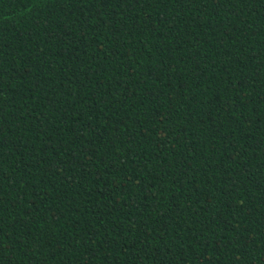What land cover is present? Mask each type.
Masks as SVG:
<instances>
[{
	"label": "trees",
	"instance_id": "trees-1",
	"mask_svg": "<svg viewBox=\"0 0 264 264\" xmlns=\"http://www.w3.org/2000/svg\"><path fill=\"white\" fill-rule=\"evenodd\" d=\"M0 264H264V0H0Z\"/></svg>",
	"mask_w": 264,
	"mask_h": 264
}]
</instances>
